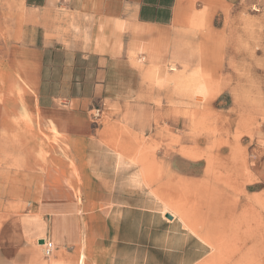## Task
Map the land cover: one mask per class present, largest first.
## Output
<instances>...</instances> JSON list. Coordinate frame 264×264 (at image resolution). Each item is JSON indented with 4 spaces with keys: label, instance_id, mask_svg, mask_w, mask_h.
<instances>
[{
    "label": "rangeland",
    "instance_id": "obj_1",
    "mask_svg": "<svg viewBox=\"0 0 264 264\" xmlns=\"http://www.w3.org/2000/svg\"><path fill=\"white\" fill-rule=\"evenodd\" d=\"M205 10L181 30L127 36L125 89L75 126L23 97L9 48L29 13L0 0V229L38 199L42 176L55 185L64 172L84 209L152 205L206 241L205 264H264V0ZM65 19L51 22L74 33ZM41 245L38 264H86Z\"/></svg>",
    "mask_w": 264,
    "mask_h": 264
},
{
    "label": "crops",
    "instance_id": "obj_2",
    "mask_svg": "<svg viewBox=\"0 0 264 264\" xmlns=\"http://www.w3.org/2000/svg\"><path fill=\"white\" fill-rule=\"evenodd\" d=\"M233 3L237 0H22L29 14L17 27L10 63L26 100L61 122L68 118L71 125L86 126L96 102L125 89L120 65L134 68L127 36L142 42L144 32L181 30L193 11L206 8L210 15ZM58 15L73 22L74 33L57 30L51 19ZM55 174L56 184L42 176L38 199L0 229V256L7 262L38 264V241L48 240L59 262L65 252H82L86 264H205L208 244L175 215L128 203L84 209L66 174Z\"/></svg>",
    "mask_w": 264,
    "mask_h": 264
},
{
    "label": "bare ground",
    "instance_id": "obj_3",
    "mask_svg": "<svg viewBox=\"0 0 264 264\" xmlns=\"http://www.w3.org/2000/svg\"><path fill=\"white\" fill-rule=\"evenodd\" d=\"M6 3V2H5ZM7 8V7H6ZM234 139H236V138H234ZM238 143V142H237ZM239 149V148H238ZM241 153V152H240ZM245 154V153H244ZM243 157V156H242ZM244 161V160H243ZM149 178V177H148ZM47 242H50L51 244H52V242L51 241H48V240H43V243H42V245H41V247H42V252H43V254L44 255H50V253L52 252V250L54 249V245L52 244V250H51V252L49 253V254H45V246H46V243Z\"/></svg>",
    "mask_w": 264,
    "mask_h": 264
},
{
    "label": "built area",
    "instance_id": "obj_4",
    "mask_svg": "<svg viewBox=\"0 0 264 264\" xmlns=\"http://www.w3.org/2000/svg\"><path fill=\"white\" fill-rule=\"evenodd\" d=\"M96 112L98 113V110H96ZM52 244L50 242H47L46 243V246H45V254H49L52 250Z\"/></svg>",
    "mask_w": 264,
    "mask_h": 264
},
{
    "label": "water",
    "instance_id": "obj_5",
    "mask_svg": "<svg viewBox=\"0 0 264 264\" xmlns=\"http://www.w3.org/2000/svg\"><path fill=\"white\" fill-rule=\"evenodd\" d=\"M165 217L168 219H171L172 216L170 214H165ZM38 242H39V244H42L43 240H39Z\"/></svg>",
    "mask_w": 264,
    "mask_h": 264
}]
</instances>
